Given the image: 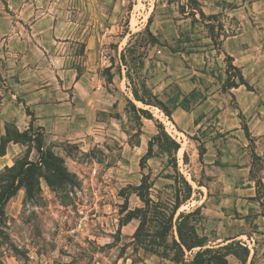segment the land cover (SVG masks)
<instances>
[{
	"label": "rangeland",
	"instance_id": "rangeland-1",
	"mask_svg": "<svg viewBox=\"0 0 264 264\" xmlns=\"http://www.w3.org/2000/svg\"><path fill=\"white\" fill-rule=\"evenodd\" d=\"M186 3L0 0V38L9 45L5 51L12 58L7 70L15 73V42H35L39 50H22L32 56L30 74L37 77L36 90L44 91L38 94L50 88L58 91L57 85L66 86L77 74L83 75L82 81L72 88L86 93L90 102L72 122H64L57 138L48 136L50 150L71 181L61 183L42 168L34 197L28 199L21 188L4 206L0 264H170L131 243L138 220L119 226L128 211L143 207L131 188L140 185L148 169L151 199L164 206L174 202L175 183L167 177L174 173L167 157L158 155L155 146L156 156L147 160V167L139 165L147 142L157 134L156 121L179 143L177 166L193 189L191 200L179 212L199 208V230L209 245L237 236L250 254L255 252V264H264V0H198L206 16L216 15L226 34H233L226 45L225 39L212 44L208 23H199L198 15L193 22L180 12ZM34 24L39 26L36 32L30 28ZM211 24L215 27L217 22ZM146 30L154 36V46L143 35ZM219 48L232 57L249 89L230 90L234 95L222 91L227 64ZM189 51L205 53V64L182 57V61H166L173 52ZM138 54L143 65L137 64ZM24 65L31 63L25 59ZM168 77L173 79L165 83ZM178 77L195 82L190 107L202 102L211 89L223 93L217 109L189 134H178L158 108L134 103L149 110L153 121L138 119L130 111L124 94L131 87L145 83L152 92L161 81L158 98L170 108L167 101L181 92ZM4 97L0 95V104ZM115 99L123 107L110 109L107 102ZM140 141L142 150L125 147L126 143L138 147ZM20 145L23 151L11 166L25 158L37 161L29 142ZM4 174L3 168L0 177ZM235 263L239 264L237 259Z\"/></svg>",
	"mask_w": 264,
	"mask_h": 264
},
{
	"label": "trees",
	"instance_id": "trees-1",
	"mask_svg": "<svg viewBox=\"0 0 264 264\" xmlns=\"http://www.w3.org/2000/svg\"><path fill=\"white\" fill-rule=\"evenodd\" d=\"M186 1L187 3L181 6L180 12L190 16L193 22H197L195 16L198 15L200 19L199 23H208L205 25H207V29L210 32L208 38L213 45L216 43V40L223 41L227 37L233 36L232 33L230 35L226 34L228 30H224L223 25L217 21L216 15L206 16L204 14L198 4V0ZM212 21L217 22L215 27L211 24ZM214 29L219 31V33L216 32L215 34ZM143 35L148 39L150 45L154 46L157 44L154 36L148 30ZM143 35L139 36L142 38ZM127 44L129 46L131 42L129 41ZM218 51L223 54L227 64L224 71L226 79L221 82L222 91L229 92L240 86L249 89V85L240 69L233 64L232 57L221 51L220 48ZM194 52L189 51L188 53ZM137 64L143 65L139 54L137 55ZM125 78L128 81L127 87H130L128 86L131 83L130 74L127 68ZM215 79L220 82L219 77ZM130 93L133 101L142 104L144 107L158 108L171 122V112L178 107L184 111H188L191 100H194L196 94L194 90L188 95H183L178 91L174 99L167 101V103H171L172 105L168 108L158 96L151 92L145 83L131 87ZM179 99L181 100L179 101ZM133 101L128 99L127 105L138 119L154 120L149 110L137 108ZM25 114L30 117L26 131L19 132L15 126L11 127V124L5 125V136L0 139V153H3L8 142L22 144L23 141H27L31 144V150H34L37 154V161H30L28 158H25L21 161H15L11 167L4 168L5 174L0 177V218L4 215V206L21 188L25 190L28 199L34 197L35 193L39 191V171L42 168L50 172L61 183H69L71 181L69 174L62 166L61 160L50 149L45 147L41 130L39 128L34 130V116L26 107ZM155 125L157 134L152 136L147 142L146 153L141 157L139 165L142 169L147 167V160L156 156V152L154 151L155 146L158 155L167 157V163L171 165L170 168L174 173L173 176H167L169 179H173L175 183L173 186L174 202L173 204L164 206L159 201L155 202L151 199L149 193L151 188L149 182L150 170L148 169V173L143 176L140 185L131 188L132 193L143 203V207L128 211L125 218L119 224L122 227L132 220H138L139 223L134 231L131 243L136 244L143 252L160 259L168 260L173 264H228L227 257L229 256L236 258L239 264H255V252L251 256L248 247L238 240H232L223 245H209L208 238L199 230L202 220L199 208L189 212H179L181 206L191 200L193 189L191 184L180 173L177 166L175 155L180 148L179 143L165 131L162 124L156 121ZM244 131L247 133L246 127ZM191 180L195 182L193 178ZM198 186H200L199 183ZM227 240L229 241V239Z\"/></svg>",
	"mask_w": 264,
	"mask_h": 264
},
{
	"label": "crops",
	"instance_id": "crops-1",
	"mask_svg": "<svg viewBox=\"0 0 264 264\" xmlns=\"http://www.w3.org/2000/svg\"><path fill=\"white\" fill-rule=\"evenodd\" d=\"M243 7L244 6H242V8ZM38 27L39 26L34 24L30 28L36 32ZM230 38L232 37H227L223 41V44H228ZM4 41V39L0 38V80L3 81V86H0V95L3 97L5 95V97L1 99L0 104V139L5 136V125L7 124H13L19 130V132H23L28 129L30 117L25 114L26 107L34 116L33 126L39 127L46 136L44 138L45 147H48L49 149L52 148L51 150H53V144H51V140H48V136H50L52 139L57 138L58 136L55 133H57V130L64 125V122H72L76 118L75 114L79 113L80 109L82 110V107L83 109H87L88 105H90V102H88L89 96H87L86 93L82 94L80 91L73 89L78 87L79 83H81L83 75L77 76V74H75L73 81L65 82L67 83L66 86L57 85L55 88H58V91L50 88L48 91H45V94H38L39 92L44 91L36 90L37 77L34 74H30V72H33L32 68L34 67L32 64L33 61L31 60L32 56H29L28 52L24 55L25 52L22 49H27V47H30L31 49L35 48L39 50V46L35 44V42L28 43L24 40H17V42H15V47L17 48L15 52L16 58L14 60L15 73H11L10 70H7L6 63L12 58H9V54L5 51L9 45L7 46ZM18 52L21 54H18ZM181 57L184 60H189L192 63L201 65L205 64V59L207 56L205 53L201 52L189 54L173 52L169 56H166V61H182ZM25 59H28V62L31 63L30 66L24 65ZM55 78L56 81H58V78ZM171 79H173V77H168L165 79V83ZM121 80L123 81L124 78L122 79L121 77ZM212 80L214 79L212 78ZM123 83V85L126 87V83L124 81ZM176 83L179 85L181 92L184 95H188L191 91L197 90L195 82L191 81V79L188 77H178L176 78ZM162 85H164V81H161V85L159 84L156 89H152L154 95L159 97V95L162 94ZM2 87L6 89L5 93H2ZM232 93L233 92H227L229 95H234V93ZM109 96L111 97V94H109ZM124 96L133 101L130 92L128 94L125 93ZM220 96H223V93L220 90L211 89L207 92V96L202 102L197 103L194 107H190L188 111H184L179 107L173 110L171 112L172 122L170 121V123L174 127L175 131L178 134L187 135L192 131V129L197 128L200 125L199 122L205 120L212 109H217L219 99L218 97ZM17 98H20L21 101H18ZM133 103L136 102L133 101ZM107 104H109L110 109L123 107L122 101L117 99L109 103L107 102ZM101 111L107 110L103 109ZM125 147H127L129 151L132 148H138L141 150L143 148L142 141H140L138 147L135 145L131 147L128 143H126ZM22 151L23 146L19 143L8 142L3 153H0V170L5 167H10L14 160L19 157ZM227 239H229V241ZM227 239H224L221 242H213L212 245H223L232 240H237L238 237L232 236ZM250 255L252 256V253ZM227 261L228 264H237L235 263L236 259L233 256L227 257ZM165 262L173 264L168 260H165Z\"/></svg>",
	"mask_w": 264,
	"mask_h": 264
}]
</instances>
